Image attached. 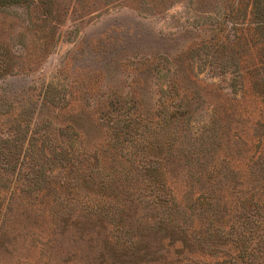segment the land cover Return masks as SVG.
Instances as JSON below:
<instances>
[{
    "label": "rangeland",
    "instance_id": "1",
    "mask_svg": "<svg viewBox=\"0 0 264 264\" xmlns=\"http://www.w3.org/2000/svg\"><path fill=\"white\" fill-rule=\"evenodd\" d=\"M263 190L264 0H0V264H216Z\"/></svg>",
    "mask_w": 264,
    "mask_h": 264
},
{
    "label": "trees",
    "instance_id": "2",
    "mask_svg": "<svg viewBox=\"0 0 264 264\" xmlns=\"http://www.w3.org/2000/svg\"><path fill=\"white\" fill-rule=\"evenodd\" d=\"M21 117L24 118L23 115ZM262 192L264 193V190ZM240 194L241 192L236 191L232 193L236 198ZM258 196V192L252 195L256 208L251 214L246 231L236 236L235 253L230 258L217 254L216 264H264V196L261 193L260 201L255 198ZM217 244L222 245L220 238Z\"/></svg>",
    "mask_w": 264,
    "mask_h": 264
}]
</instances>
